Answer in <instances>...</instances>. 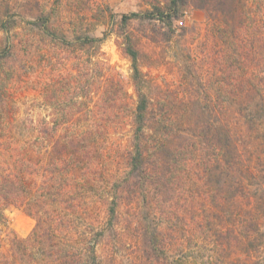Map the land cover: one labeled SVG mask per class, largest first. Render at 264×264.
I'll use <instances>...</instances> for the list:
<instances>
[{"label": "trees", "instance_id": "16d2710c", "mask_svg": "<svg viewBox=\"0 0 264 264\" xmlns=\"http://www.w3.org/2000/svg\"><path fill=\"white\" fill-rule=\"evenodd\" d=\"M15 2L0 0V30L28 16L40 34L0 49V225L11 205L35 225L25 237L6 234L0 264H107L104 241H125L142 264H264L263 8L251 15L247 0H169L121 15L124 26L161 22L169 41L173 20L206 10L201 53L211 67L189 100L141 69L131 30L120 44L132 93L101 56V38L58 35L39 0L19 12ZM35 72L40 99L31 106L47 113L22 117L13 84Z\"/></svg>", "mask_w": 264, "mask_h": 264}, {"label": "rangeland", "instance_id": "374dc122", "mask_svg": "<svg viewBox=\"0 0 264 264\" xmlns=\"http://www.w3.org/2000/svg\"><path fill=\"white\" fill-rule=\"evenodd\" d=\"M23 2L24 0H16L13 4L17 12L22 10ZM168 2L169 0H39L43 14L60 27L58 35L64 33L68 38L74 35L101 38V56L120 74L130 93L133 92L132 62L120 44L124 30H131L140 38V47L144 54L141 69L156 81L168 82L180 93L185 92L188 99L193 100L197 92L205 88L208 76L206 70H210L211 67L201 53L202 43L206 39L208 19L206 10L192 6L173 20L172 27L175 34L169 41L163 40L161 33L166 26L161 22L133 20L127 26L121 23L122 14L145 13L152 10L153 6L162 7ZM247 3L250 6L251 15L257 14L260 8L264 10V0H247ZM25 19L30 20L31 17L16 18L19 26L10 33L0 30V49L7 44L10 37L25 39L37 33L40 34L36 29L25 24ZM58 49L59 47L53 48L54 51ZM41 52L48 58L51 57L53 64H57L58 58L52 55L50 49L48 52L47 48L42 49ZM84 52L90 54L92 49L87 48ZM62 65H59L60 69ZM41 77L40 72L26 73L20 76L21 81L13 84L11 96L19 106L22 117L27 116V112H30L33 117L47 113L31 106V102L40 99L39 92L34 86L35 81ZM208 91L210 93V90ZM5 215L6 226L0 225V244L3 248H8L6 234L12 232L18 237H25L33 229L35 221L21 208L12 205L5 209ZM122 218H127V215L122 213ZM120 244L121 246H113L106 244L105 241L101 243L98 247L101 260L107 264H132V260L142 264L143 261L138 263L139 259L136 257L134 248L125 246V241H121Z\"/></svg>", "mask_w": 264, "mask_h": 264}]
</instances>
